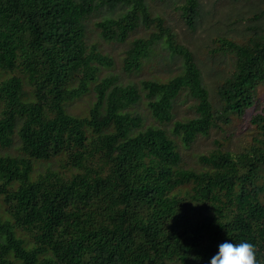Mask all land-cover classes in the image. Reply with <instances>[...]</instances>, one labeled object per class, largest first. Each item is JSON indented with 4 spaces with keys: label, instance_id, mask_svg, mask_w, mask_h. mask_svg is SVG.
I'll list each match as a JSON object with an SVG mask.
<instances>
[{
    "label": "trees",
    "instance_id": "1",
    "mask_svg": "<svg viewBox=\"0 0 264 264\" xmlns=\"http://www.w3.org/2000/svg\"><path fill=\"white\" fill-rule=\"evenodd\" d=\"M178 9L195 30L200 0ZM95 12L103 14L95 22L102 39L129 42L123 71L143 69L157 42L182 57L167 81H141L151 116L171 121L183 90L196 100V116L142 127L131 110L142 97L136 85L114 74L99 79L114 58L88 41ZM249 12V21L264 17V7ZM228 17L240 32L246 17ZM142 28L146 35L128 40ZM246 29L241 42L217 29L216 52L233 57V68L217 85L216 104L193 52L145 0H0V149L17 139L20 150L0 153L7 215L0 213V264H207L224 240L249 241L264 264V112L251 118L255 129L242 149L199 154L200 167L182 160L197 136L255 104L264 22ZM91 88L87 113L68 112L66 103Z\"/></svg>",
    "mask_w": 264,
    "mask_h": 264
},
{
    "label": "rangeland",
    "instance_id": "2",
    "mask_svg": "<svg viewBox=\"0 0 264 264\" xmlns=\"http://www.w3.org/2000/svg\"><path fill=\"white\" fill-rule=\"evenodd\" d=\"M153 14H157L164 18L165 24L171 27L175 40L186 45L194 55V60L201 72L203 85L209 92V98L212 102L219 104L217 95V85L223 76L229 74V70L233 68V57L229 54H221L216 52L218 44L216 39L217 29L221 35L235 37L238 42L244 40L252 30L246 29L247 26L254 21H263L264 17L257 20L249 21V10L264 7V0H200L201 16L195 30H190L180 16L178 6L182 0H145ZM240 15L245 18L237 23L240 32H234L228 28L229 15ZM102 12L93 13L87 20V38L89 43H96L101 50L109 53L114 58L112 68H102L99 72V79L108 74H114L118 78V82L126 84L132 83L140 90L142 97L140 101L131 107L135 113L142 116L143 126L158 124L169 128L176 120H186L197 115L195 110L196 100L186 90L180 92L173 104V117L167 123H158L150 114L146 97L141 89V81L144 79L167 81L173 75L179 73L183 68V59L170 50L164 42H157L154 45V53L144 64L143 69L133 72H125L122 69V58L124 50L128 47L129 42L106 41L100 36L99 28L95 22L101 19ZM218 32V33H220ZM147 30L140 29L137 33L132 34L128 40H132L136 36L146 35ZM234 34V35H233ZM93 83L91 84V86ZM255 104L246 108L244 114L230 115L228 123L218 120V125L210 129L207 135H199L189 145L182 148V160L184 166L190 165L200 167L198 155L208 153L217 148L230 151L242 149L251 141V134L254 131V124L250 122L251 118L259 112H264V83L259 85L254 93ZM95 91L91 90L71 102L66 103L68 112L74 115H85L88 108L95 101ZM16 143L10 148L0 149V153L17 154ZM56 165V162L54 163ZM45 163L37 164V169H43ZM4 205L2 196H0V213H4ZM7 216V215H6ZM22 237H27L24 233H18Z\"/></svg>",
    "mask_w": 264,
    "mask_h": 264
},
{
    "label": "clouds",
    "instance_id": "3",
    "mask_svg": "<svg viewBox=\"0 0 264 264\" xmlns=\"http://www.w3.org/2000/svg\"><path fill=\"white\" fill-rule=\"evenodd\" d=\"M207 264H256L254 245L247 240L239 243L224 240L217 245V251Z\"/></svg>",
    "mask_w": 264,
    "mask_h": 264
}]
</instances>
